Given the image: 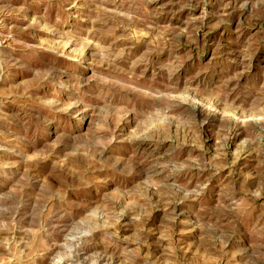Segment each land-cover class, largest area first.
Segmentation results:
<instances>
[{"label":"rangeland","instance_id":"1","mask_svg":"<svg viewBox=\"0 0 264 264\" xmlns=\"http://www.w3.org/2000/svg\"><path fill=\"white\" fill-rule=\"evenodd\" d=\"M0 264H264V0H0Z\"/></svg>","mask_w":264,"mask_h":264}]
</instances>
